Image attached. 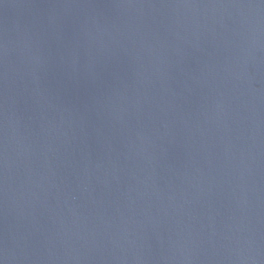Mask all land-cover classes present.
Returning a JSON list of instances; mask_svg holds the SVG:
<instances>
[{"label": "water", "instance_id": "water-1", "mask_svg": "<svg viewBox=\"0 0 264 264\" xmlns=\"http://www.w3.org/2000/svg\"><path fill=\"white\" fill-rule=\"evenodd\" d=\"M0 264H264V0H0Z\"/></svg>", "mask_w": 264, "mask_h": 264}]
</instances>
